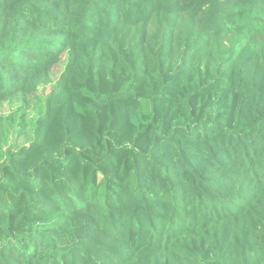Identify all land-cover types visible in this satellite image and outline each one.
<instances>
[{"label": "trees", "instance_id": "16d2710c", "mask_svg": "<svg viewBox=\"0 0 264 264\" xmlns=\"http://www.w3.org/2000/svg\"><path fill=\"white\" fill-rule=\"evenodd\" d=\"M6 104L0 264H264V0H0Z\"/></svg>", "mask_w": 264, "mask_h": 264}, {"label": "rangeland", "instance_id": "374dc122", "mask_svg": "<svg viewBox=\"0 0 264 264\" xmlns=\"http://www.w3.org/2000/svg\"><path fill=\"white\" fill-rule=\"evenodd\" d=\"M48 91H49L48 89H42V88L39 89L38 94L36 96L37 98L35 97L34 99L30 101V110L32 111L31 116H34L35 119L39 115V111L37 110L38 104L36 102L40 101V103H44V98ZM15 109L16 108L14 106H11L10 104H6L4 106H0V114L6 116L9 111H14ZM30 110H27V111L29 112Z\"/></svg>", "mask_w": 264, "mask_h": 264}]
</instances>
